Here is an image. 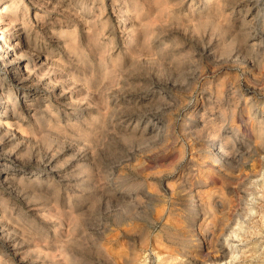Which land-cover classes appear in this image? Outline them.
<instances>
[{"label":"rangeland","instance_id":"1","mask_svg":"<svg viewBox=\"0 0 264 264\" xmlns=\"http://www.w3.org/2000/svg\"><path fill=\"white\" fill-rule=\"evenodd\" d=\"M80 1L77 0L76 3L70 5L71 12L66 16L58 11L56 13L51 11L46 22L37 23L32 13L37 5L31 0H23L24 5L31 12L25 20L34 25V28L30 29L31 39L36 37L37 32L40 34L38 45L45 42L48 46L47 49H50L54 45L61 46L62 42L70 43L71 38L74 40L71 41L72 43H78L76 44L78 53H74V57L67 58L64 53L56 56L59 61L62 58H67L66 62L62 63L65 65L50 66L42 73L46 81L54 77L53 80L60 85V89L65 88L66 94L73 96L72 100H66L62 105L54 104L52 106L53 110L58 109L63 114L60 118L62 128L66 124L65 113L70 110L73 100L74 103H77L80 99L86 98L87 102L105 108L107 103L103 98L110 97L111 103L109 102L108 106L112 116L125 109L132 112L137 118L146 117L150 121L149 124L158 121L155 125L159 126V130H161V139L149 138L148 141H140L139 138L128 137L130 135L127 133L122 134L123 131L117 132L118 136L112 128H108L107 132L103 133L102 130H99L95 138L96 142L87 150L89 166L82 173L78 166H72L71 162H68L72 159L73 152L66 150L67 146L76 145V135L72 139L71 131H67L68 129L66 130L65 127L62 132L57 130V133L51 131L41 133L37 143L34 144L36 154L44 157L43 155L48 152V146H51L48 149H55L53 151L55 154L61 152L62 154H58L60 157L53 168L54 171L64 172L67 175L65 181L71 185L69 190L72 191L76 186L85 183L88 186L85 188L89 192L86 190L88 194L85 203L81 204V202L73 200L72 205H68L67 202L65 204L62 202L63 195L60 196L61 200L59 201H57L58 197L55 198L57 199L55 202L51 198L47 199L35 193L33 187L26 186L28 180L25 179L23 190L21 187L11 191L0 188V198L4 197L2 201L0 199V216L5 209L8 210L6 220L9 221H5L8 228L7 234L17 237L19 249L21 248L20 255L25 259L36 261L35 264L44 262V264H54L60 261L62 263V259L66 257L70 262H65L66 264H193V262L194 264H264V153L260 151L246 153L239 160V165L229 166L228 170V165L222 167L220 162H215L206 154L201 155L202 153L194 151L195 143L186 137V132H183L185 120L195 113L196 103H199L200 99L202 101L204 94H201L200 88L206 80L214 81L215 85L222 81L225 86L228 85L227 88L229 85L236 87L242 93V103L247 96L252 97L255 110L262 115L261 119L264 120V49L260 52L248 49L247 53L246 51L242 52L245 56L243 57L242 53L237 55L233 53L242 45V39L235 38V40L231 36L232 41L229 40L231 38L229 37L219 43L215 41L214 44L207 43L209 38L206 39L207 36L202 38L203 33L202 35L198 33L199 31L194 25L195 21L191 18L195 16L192 14L198 7L197 0H84L83 6ZM70 2L71 0H64L66 4ZM260 3L262 4V13L256 22V27L262 32L260 35L262 38L255 41L259 43L261 40L262 42H260L263 44L264 0H260ZM8 6H12L11 0L6 1V7L8 8ZM22 7L24 6L19 7L17 13L20 20H22L21 16L24 11ZM9 11L7 14L10 13ZM43 11H45L44 8ZM55 17L62 19V26L54 27L57 32L62 27L64 30L74 33H68L69 35L59 44L43 37L46 32L44 33L42 29L45 25L48 26L50 21L55 20ZM88 19L94 24L90 29L88 27L86 29V26L81 24ZM145 22L150 23L149 44L148 42L143 44V37L139 36L143 40L137 39L132 36L130 31L132 27H135L136 32L142 35V23ZM8 24V18L0 16L1 32ZM130 24L132 25L130 26ZM205 31H210V29L207 28ZM94 32L98 35L97 43L93 37H90ZM8 34L10 32L6 33V35ZM88 38H91L92 41ZM53 39L56 40V38ZM49 41H51V45ZM92 42L95 43L92 44ZM225 43H227V49L221 50L224 48L221 46H225ZM104 45L105 47H103ZM216 45L218 46L216 47ZM43 46L45 47V45ZM126 46H134L135 51L128 53ZM218 49L225 54L222 56ZM225 50L229 55L224 52ZM211 52H214L217 57L215 61L217 71L214 74L209 73L214 66L207 59ZM230 53L233 54L230 55ZM200 55H203L202 62ZM247 59H253L263 64L262 68L260 70L252 68L248 62H244ZM76 60L77 62H75ZM99 61L102 63L101 66ZM199 66H203L204 71H207L208 74H201ZM0 70H2L1 67ZM88 78H91L89 83ZM22 98L21 95L18 100L22 102ZM221 99L213 102L214 112L219 108L230 106L227 98ZM44 103V101H37V107L42 109ZM212 106L207 105V108L211 109ZM241 111L242 108L239 109L240 113ZM244 115L245 117L242 119L247 117V113L244 112ZM255 116L253 115L252 118ZM244 122L245 120L233 127L242 128ZM112 123H115V119ZM153 124L151 127H155ZM115 134L116 136H114ZM247 141L251 142L252 146L256 145L253 137H249ZM63 149L66 150L65 153ZM45 150L46 152H44ZM24 156L27 158V155L24 154ZM1 159L4 160L5 157H1ZM16 168L21 173L25 170L30 176L32 175L31 170H38L34 165L28 164L25 168L18 165ZM234 168L235 170H233ZM19 177L21 176L18 175ZM102 191L109 196V198L107 196V201L103 198ZM142 193H147V196L142 198ZM135 196L136 202L130 200L135 199ZM91 197L94 198L91 199ZM137 197H141L143 201ZM218 199L222 200L223 205L219 203ZM191 204L192 208L198 210L197 226L192 229L188 225L192 218L191 209H188ZM66 210L69 212L66 213ZM70 211H73V214ZM74 213L76 214L74 215ZM48 215L49 217H47ZM68 216L71 220L67 218ZM156 216L158 217L156 218ZM56 226L60 229L57 231L58 236L52 233ZM68 229H70L69 232ZM131 229H136V231ZM66 232L67 234H64ZM52 235L54 236L52 237ZM139 235L142 237L138 238ZM45 236L48 237L45 238ZM65 236L68 238L65 239ZM108 237L109 239H107ZM126 241H129L128 245ZM129 245H132L130 250L128 249ZM3 248L6 252L4 253L6 258H4L12 259L13 262L10 264H18L17 256L13 255L7 246L4 245ZM42 251L43 253L47 251V254L51 253L52 258L51 254L48 257ZM113 252L116 254L117 261L113 260L115 259ZM53 254L57 258L53 257ZM109 256L111 257L109 258ZM38 257L39 261L37 262L36 258Z\"/></svg>","mask_w":264,"mask_h":264},{"label":"bare ground","instance_id":"2","mask_svg":"<svg viewBox=\"0 0 264 264\" xmlns=\"http://www.w3.org/2000/svg\"><path fill=\"white\" fill-rule=\"evenodd\" d=\"M6 1L7 0H0V16L6 17L9 20V24L5 28H3L2 32H1V27H0V67L2 69V70H0V188L7 190V191H11L13 189L18 190V188H20V187L24 188L25 187L24 186L25 185L24 179H25V180H28V182H26L27 183L26 186L27 187H33L34 188L33 191L35 190L36 191L35 193L39 194L40 196H43L44 198H47V199L51 198L56 202L57 199H55V198L58 197L57 201H59V200H61L60 196L63 195L64 197H63L62 202L64 204H65V202H67L68 205L69 204L72 205L71 203L73 200L79 201V202H81V204H83L87 200L86 197H87L88 193H86L87 189L85 188L87 185L84 183V184L76 186V188L72 191L69 190V188H71V185H70V183L65 181L67 175L64 174V172L63 173L62 172H56L53 169L55 167L56 162L58 161V159L60 157V155H58V154H60L61 152H59V153L56 152V154H55V153H53V151L55 149H48L51 147V146L50 147L48 146L47 147L48 152H46V150L44 151V152H46L45 155H43L44 157L38 156L36 154L35 149H34V144L37 143V139L39 138L38 136L41 133H45L48 131H51L52 133L53 132L57 133L56 131L60 130L62 132V129H65V128H66V130L68 129L67 131H71L72 139H73V136L76 135V138H77L76 139L77 140L76 145H74V146L71 145V146L66 147V150L73 152V154H72L73 157H72V159L68 160V162H71L72 166H75V165L78 166L79 170L83 173L87 170V168L89 166L88 165L89 164V158H88L87 150L91 145H94V143L96 142L95 138L97 136V133H99L98 132L99 130H102V133H103V132H107L108 128H112L113 131L117 135H118L117 132L123 131L122 134L127 133V135L128 134L130 135L128 137L132 136L136 139L139 138L140 141L141 140L145 141L147 139L149 140V138L156 140V139L160 138V132H161V130H159V126L155 125L158 123V121L155 122L154 124L152 123L153 126L155 125V127H151L152 124H149V122H150L149 119H147L146 117L145 118H143V117L137 118L132 112L127 111L125 109L123 111L116 112L114 114V116H112L110 113L111 109L108 106L109 102H110V100H109L110 97L103 98L104 101H106V103H107L105 108H100L101 106L98 107L97 104H94L95 105L94 106L92 103L87 102L86 98H84L82 100L80 99L77 103H74V100H73L72 104H70L71 105L70 110L66 111L67 113H65V116H66V119L64 120L66 122V124L64 126L65 128L64 127L62 128L60 118H61V116H63V114L58 109L56 111L53 110L52 106L54 104L62 105V103L64 101L72 100L73 96L72 95L68 96L69 94L68 95L66 94L65 88L62 87L60 89V85L56 81L53 80L54 77H52V79H49L48 81H46L45 77L42 73H44L43 71H45L47 68L49 69L50 66H53L56 64L58 66V64H62L63 62H66L68 57H72V56L74 57L75 56L74 53H76L78 51V46H76V44H78V43H72L74 40L71 38L72 42L71 41H70V43H67V42L63 43L62 42L61 46L60 45H56V46L54 45L50 49H47L48 46L45 42L42 43V45H38V37L40 35L39 32L36 33V35H35L36 37L34 39H31V32L30 31L34 28V25H33V23L30 22L31 23L30 24V23L26 22L27 20H25L27 18V16H29L31 13L30 9L24 5L23 0L22 1L11 0L12 6L11 7L8 6V8L6 7ZM31 1L35 5H37V8L34 10V12H32L35 22L43 23V22H46V19L50 15L51 11H55V13H56V11H58V12L62 13L64 16L69 14V12H71L70 5L76 3L77 0H71V2L69 4L64 3V0H31ZM80 3L83 6L84 0H81ZM21 5L24 6V7H22L24 9V11L22 12L23 16H21L22 20H20L18 18V15H17L19 7ZM197 5H198V7L195 9V11H193V14H192L195 16L194 17L192 16L191 18H193L195 21L194 25L197 28V30L199 31L198 33H201V35L203 33L202 38L204 39L206 36H207L206 39L209 38V41H207V43L214 44V41L219 43L223 40L225 41L226 39H228L229 37L232 36L233 39H235V38L242 39L241 40L242 45L239 46V49L237 51L233 52L236 55L239 53L245 52L248 49H249V51L250 50H254V51L256 50L259 52H260V50L264 49V43L262 44L261 40H260L261 42L258 40L259 43H256V41H255L259 38H262V37H260L262 32L260 30H258L256 27V22L258 19H260L261 13H262V9H261L262 4L260 3V0H197ZM43 8L45 9V11H43ZM135 8H136V6H135ZM9 9H10V11H9ZM7 10L10 12L9 14H7L8 13ZM166 10H167V8H166ZM41 12H43V13H41ZM73 15H75V13H73ZM61 17H63V16H61ZM160 18H157V19H160ZM153 20H155V19H153ZM79 21H78V23H79ZM166 22H168L167 19H166ZM81 24L85 25L86 29H87V27L90 29L91 27L94 26V24L89 19L86 22H84V21L81 22ZM57 25L62 26V19L59 17H57L52 22L50 21V24L48 23V26L45 25V27L42 30H44V33L46 32V35L43 37H45L51 41L54 40L55 43L59 44L67 35L74 34L71 31L69 32L67 30H64L62 27H60L59 31L57 32L54 29V27ZM131 25L132 24H130V26ZM152 25H154V24H152ZM142 28H141L142 35H141V33L136 32L135 27H132V29H130V31L133 34L132 36L137 37V39L141 38L139 36H142L144 39L143 40L141 38L143 40V44H147V42L149 44V38L151 36L150 23H147V22L142 23ZM207 28H208V30L210 29V31H205ZM138 30H140V29H138ZM7 32H10V34L6 35ZM75 32H77V31H75ZM88 32L90 33V31H88ZM89 33H87V34H89ZM41 35H43V34H41ZM97 36L98 35L95 32L92 35H90V37L94 38L95 42L97 40ZM86 37H85V39H86ZM232 37L229 40H231ZM53 38H56V40ZM141 39H139V40H141ZM203 39H202V41H203ZM89 40H91V38ZM229 40H228V43H229ZM45 41H46V39H45ZM51 41H49L50 45H51ZM238 41H240V40H238ZM75 42H77V41H75ZM97 42H98V40H97ZM82 43H83V41H82ZM94 43L92 42V44H94ZM135 44H136V41H135ZM135 44H134V46H136ZM225 44H224L225 46H221V47H224L223 49L220 47L221 50H224L226 48L227 43H225ZM238 44H240V43H238ZM43 45H45V47ZM219 45H221V44H219ZM98 46H99V44H98ZM134 46L133 47H130V46L127 47L126 46L128 53L135 51ZM217 46L218 45H216V47ZM103 47H105V45ZM216 47L215 48L213 47V49H216ZM230 47L232 48V46H230ZM230 47H228V48H230ZM221 50H219V51L221 52ZM232 50L234 51L233 48H232ZM228 51H229V49H228ZM81 52H83V51H81ZM224 52H226V50ZM61 53H64V56H66L67 58L66 59L62 58L63 60L60 58L61 60L59 61V59H57L56 56H58ZM221 53H222V56L225 54V53L223 54V51ZM226 53L228 54V52H226ZM233 53H230V55ZM246 53H247V51H246ZM246 53H245V55H246ZM82 54H81V58L83 57ZM131 55H133V54H131ZM155 55H157V54H155ZM228 55H227V57H229ZM241 56H243V53ZM199 57H200V61L202 62L203 61V55H200ZM243 57H245V56H243ZM151 58H153V56H151ZM74 59H76V58H74ZM207 59L214 66V68L209 73L214 74L217 71L216 70V63H215V61L217 59L216 54L214 52H211V55ZM232 59H233V57H232ZM82 61H83V59H82ZM236 61H238V60H236ZM75 62H77V60ZM153 62H154V60H153ZM244 62L245 63L248 62V64H250V66L252 68L253 67L256 69L259 68V70L262 68V66L264 64V63L263 64L258 63L256 60H253V59H247V60H244ZM113 63H115V62H113ZM82 64H83V62H82ZM201 64H203V63H201ZM62 65H65V63ZM97 65H98V63H97ZM99 65L101 66L102 63L100 62ZM199 69H200L201 74H203V75L208 74L207 71H204L203 66H199ZM48 72H49V70H48ZM109 72H110V70H109ZM55 80H57V79H55ZM90 80H91V78L90 79L88 78V83ZM231 82H232V80H231ZM226 86H228V85H226ZM226 86L222 81H220L219 83H217L215 85L214 81H207L206 80L205 82H203L201 84V88H200L201 94H204V96L202 98V101L200 99V102L196 103V105L194 107L195 113L191 114V116H189V118H187V120H185V123L183 124V132H186L187 133L186 137L190 138L195 143V146L193 147L194 151L202 153L201 155L206 154L208 157L212 158L213 161L220 162L222 167H225L228 165V170H229V166L233 167L236 164L239 165V163H238L239 160L246 153L256 152V151H260V152L264 153V120L261 119V118H263L262 115L259 114V112H257V110H255V103L253 102L254 99L252 97L247 96V98H245V100H244V103H242L241 91L234 86L229 85L228 88ZM64 87H66V86H64ZM80 90H82V89H80ZM21 95L23 97L22 102L18 100V98ZM74 95H76V94H74ZM224 97L229 100L230 106L228 108L227 107L226 108L225 107L219 108L218 111L216 110V112H214L213 106H212L213 102L219 101L221 98H224ZM75 98L77 99V97H75ZM98 99H100V98H98ZM224 100H226V99H224ZM37 101H40V102L44 101L45 102L44 107L42 109L41 108L39 109L37 107L38 106ZM135 104H137V103H135ZM207 105L212 106V108L211 109H209L210 107L207 108ZM123 106H125V105H123ZM58 107L60 108V106H58ZM220 107H222V106L220 105ZM117 108H118V106H117ZM240 108H242L241 113L239 112ZM215 109H217V108H215ZM95 111H96V113H95ZM244 112H245V114L247 113V117L245 119H242L245 117ZM253 115L254 116L256 115L255 118H252ZM111 116H112V118H110ZM89 118H91V119L89 120ZM113 119H115L114 124L112 123ZM244 120H245V122H244L245 124L242 126V128H239V126H237L236 128L233 127V125L235 126V125H237V123L242 122ZM46 127H48V128H46ZM67 131H66V133H67ZM109 131H111V130H109ZM163 133H165V132H163ZM68 134H70V133H68ZM116 134L114 136H116ZM45 136H47V135H45ZM67 137H70V136H67ZM104 137H102V138H104ZM249 137H253L255 139L254 144L256 142V145L252 146L253 144L251 142L249 143L247 141V139ZM41 150H42V148H41ZM66 150L63 149L64 153ZM51 151H52V153H51ZM89 151H90V149H89ZM24 154L27 155L26 156L27 158H24L25 157ZM1 157H5V159L2 160ZM27 164L28 165H34L38 169L36 171L31 170L30 171V173L32 174L31 176L28 175L25 172V170H23L21 173V171H18L16 168L17 165L22 167V168H25V166ZM27 170H30V169H27ZM233 170H235V168ZM189 171L191 172V170H189ZM223 173H224V170H223ZM18 175H20L21 177L18 178ZM29 176L32 178H30ZM44 176H46V177L44 178ZM110 176H112V175H110ZM88 185H89V183H88ZM101 187H99V188H101ZM23 188H22V190H23ZM89 189H92V188H89ZM186 189H187V187H186ZM105 190H106V188H105ZM26 193H27V191H26ZM22 194H24V193H22ZM221 194L223 195V193H221ZM221 194H219V195H221ZM49 196H51V197H49ZM107 196L108 195H106V193L104 194V192H103V198L106 201L108 200ZM143 196L146 197L147 193H142V198H144ZM35 197H36V195H35ZM89 197H90V195H89ZM98 197H100V196H98ZM115 197H118V196H115ZM133 197H131V198H133ZM92 198H94V197H91V199ZM108 198H109V196H108ZM138 198L139 197H137V199ZM142 198L140 199L141 201H143ZM0 199L2 201L4 199V197H1ZM26 199H27V197H26ZM222 199H224V197H222ZM6 200H7V198H6ZM88 200H89V198H88ZM130 200H133V201L135 200V202H136L137 201L136 196H135V199L133 198ZM140 200H138V201L140 202ZM54 201H53V203H55ZM113 201H114V199H113ZM4 202H5V200H4ZM27 202L29 203V200ZM129 202L130 201L128 200V203ZM58 203H57V205H58ZM87 203H88V201H87ZM219 203L221 205H223L222 200ZM1 204L3 205L2 202H1ZM191 206H192V204L188 206L189 207L188 209H191V212H192V218H190L188 225H189V228L192 229L195 226H197L198 221L196 220V216L198 215V210H197V208H192ZM226 207H227V205H226ZM221 210L222 209H220V211ZM7 211L8 210L5 209L3 212V208H2L3 214H2V216H0V264H10V262H13L12 259L11 260L5 259L6 257L4 256V253H6V252L3 248L4 245L9 248V250L11 251V253H13V255L17 256V259L19 261L18 264H30V263L35 264L36 261H31L30 259H25L24 257H22L20 255L21 254L20 253L21 248L19 249V243H18V240L16 239L17 237L15 238V237L7 234L8 228H7L6 222L9 221V220L8 221L6 220ZM40 211H42V210H40ZM68 212L66 210V213H68ZM70 212L72 213L73 211H70ZM20 213H22V212H20ZM47 213H46V215H47ZM75 214L76 213H74V215ZM43 215L45 216V214H43ZM69 215H70V213H69ZM71 216H73V215H71ZM47 217H49V215ZM157 217L158 216H156V218ZM67 218H69V216ZM40 219H41V217H40ZM62 219H60V220H62ZM59 224H60V221H59ZM133 224H135V223H133ZM57 226H56V229L53 228L54 232L52 231V233L55 236H58L57 231L60 230L59 228H57ZM63 228H64V226H63ZM133 228H135V227H133ZM69 230L70 229H68L67 231L69 232ZM131 230H133V229H131ZM133 231H136V229ZM137 231H139V230H137ZM61 234L59 235L60 238H61ZM64 234H67V232ZM54 235H52V237ZM106 235H107V233H106ZM67 236H65L64 238L66 239ZM46 237H48V236H45V238ZM68 237L70 238V236H68ZM102 237H103V235H102ZM139 237H142V236L139 235L138 238ZM144 238H145V236H144ZM103 239H104V237H103ZM107 239H109V237ZM68 241H69V239H68ZM140 241H142V240H140ZM128 242H127V245H128ZM66 243H67V240H66ZM129 246H128L129 247L128 249L130 250L132 245H129ZM104 247H105V245H104ZM103 249H102V251H103ZM105 251H107V250H105ZM132 251H134V250H132ZM46 252H44V253H46ZM109 252H108V254L111 253V252L110 253ZM42 253H43V251H42ZM114 253L115 252H113V254ZM121 253L123 254V252H121ZM39 254H40V252H39ZM50 254L46 253L47 256L48 255L50 256ZM108 254H107V256H108ZM114 256H115V259H113V260H116V254H114ZM53 257H56V256L53 254ZM61 257H62V255H61ZM63 257H64V255H63ZM110 257L111 256H109V258ZM51 258H52V254H51ZM59 258H60V256H59ZM128 258H130V257H128ZM36 259L38 262L39 257ZM3 260H6V262H3ZM67 260L68 259L66 257V258L62 259V263H60L61 262L60 261V262H57L54 264H64L65 262L70 263ZM111 260H112V258H111ZM111 260H110V262L114 263ZM119 260H121V259H119ZM126 260H128V259H126ZM126 260H125V262H126ZM55 261H53V262H55ZM70 261L72 263V260H70ZM44 263H42V264H44ZM193 264H194V262H193Z\"/></svg>","mask_w":264,"mask_h":264}]
</instances>
